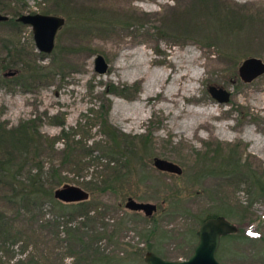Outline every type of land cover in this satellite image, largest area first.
I'll use <instances>...</instances> for the list:
<instances>
[{"label":"rangeland","instance_id":"obj_1","mask_svg":"<svg viewBox=\"0 0 264 264\" xmlns=\"http://www.w3.org/2000/svg\"><path fill=\"white\" fill-rule=\"evenodd\" d=\"M0 12L14 18L27 12L63 17L48 53L35 48L29 25L0 20V124L32 120L42 134L34 156L43 169L54 163L64 179L43 181L33 200L13 196L16 186L27 183L24 168L9 179L11 185L0 184V211L10 230L5 237L0 233V264L31 254L36 264L81 263L65 228L82 217L69 210L70 201L52 196L64 184L86 191L82 200L96 218L86 220L87 227L106 222L105 235L95 242L121 264H146V250L186 258L199 223L218 214L237 229L220 236L217 260L264 264V71L243 81L237 70L245 57L264 60V0H0ZM136 49L150 60L144 62ZM95 53L107 62L103 73L93 70ZM180 53L199 63L195 90L177 96L175 104L157 106L160 90L173 70H180L173 59ZM160 67L172 71L159 77V89L148 93L150 105L137 114L133 104L149 86L150 71ZM8 70L14 73L4 74ZM208 85L227 90L228 99L215 100ZM203 107L209 114L187 112ZM105 108L106 124L120 133L121 147L132 144V151L116 155L118 165L109 163L126 179L114 191L92 192L84 180L114 174L104 167L105 158L95 156L106 144L98 116ZM74 140L91 146V154H65V141ZM10 149L0 142V157ZM155 156L180 171L156 168ZM77 165L82 168L76 170ZM127 196L156 208L150 215L125 208Z\"/></svg>","mask_w":264,"mask_h":264},{"label":"trees","instance_id":"obj_2","mask_svg":"<svg viewBox=\"0 0 264 264\" xmlns=\"http://www.w3.org/2000/svg\"><path fill=\"white\" fill-rule=\"evenodd\" d=\"M5 21L7 22H17L14 19V16H9ZM106 111V108L99 111V121L100 127H106V144L105 148L101 150L97 147L96 149L100 150L99 154H96V157H103L105 158L104 167L112 168L113 175L111 177H104L100 179H93V180H84L83 183L87 186V188L92 191H102V190H115V184L121 183L124 181L126 177L119 176L116 171L117 169L115 165L120 163L119 158H115L116 155L122 154L123 151L131 152L132 144H127L124 148L121 147L120 143V133H116L115 129L106 124L105 116L103 115ZM27 122V123H26ZM31 123V126L29 123ZM1 125V124H0ZM32 133H37L35 136ZM62 134H64L62 132ZM36 137L41 138L42 134L37 132L36 125L32 120L28 121H21L18 124L10 127H3L0 126V142H7L10 146V153L6 154L4 157H0V184L1 185H11L10 178H13L14 175L21 171L22 168L25 169L26 172V184H20L16 186V191L13 193V196L18 197H29V198H36L39 192L40 187L43 186V181L49 179L50 184H58L64 181L63 177L60 176L59 170L57 167L52 163L46 169H43L42 161L38 160L36 157L38 156L39 148L37 147L38 140ZM123 148V149H121ZM92 147L89 145H85L82 142L78 141H70L64 144L62 150L65 154L68 155L74 154L75 151H83V153L91 154ZM15 150V151H14ZM123 150V151H122ZM16 153L19 155L18 160H13L12 156ZM36 154V157L34 156ZM9 157V158H8ZM71 157V156H70ZM77 157V162L80 160V156ZM119 160V161H118ZM128 161V160H126ZM115 163L114 166H109V163ZM76 164V163H75ZM82 166L77 165L76 170H80ZM45 174V176H43ZM21 195V196H20ZM23 199V198H22ZM33 200V199H32ZM51 201H55L51 199ZM35 202V200H34ZM59 203V202H58ZM65 206V204H63ZM69 210L72 209L76 215L82 218H78L73 226H68L65 228V232L67 236L68 245L73 242L76 245L77 249L75 253L77 255L78 261L80 264H121L123 260L121 258L108 254L103 250H100L98 245L96 244V240L100 238L104 234V228L106 222L100 221L99 224L96 225L93 223V228L87 227V221L91 218L94 222H96L95 215L92 217L88 215V206L85 201H77V202H69L66 204ZM71 211V210H70ZM69 212V211H68ZM69 214H71L69 212ZM70 216V215H69ZM2 212L0 211V233H2L3 237L9 234V227L7 226L6 222L2 219ZM205 218V217H204ZM81 219V220H80ZM87 220V221H86ZM100 227V228H99ZM72 231L70 232V230ZM90 230V231H89ZM109 232L106 234L107 238L110 240L111 236L113 235L114 231ZM150 232V231H149ZM57 233V231H56ZM4 240H6L4 238ZM12 240L9 239V242ZM4 242V241H3ZM8 245V244H7ZM4 250L6 249V246ZM74 255V254H73ZM32 254L28 255L24 258H18L15 264H33L36 260ZM77 262V260H76ZM36 264V263H34Z\"/></svg>","mask_w":264,"mask_h":264},{"label":"water","instance_id":"obj_3","mask_svg":"<svg viewBox=\"0 0 264 264\" xmlns=\"http://www.w3.org/2000/svg\"><path fill=\"white\" fill-rule=\"evenodd\" d=\"M8 15L0 12V20H6ZM16 21L27 24L31 28L32 39L38 51L48 53L54 46V34L63 23V17L48 13H20L14 18ZM93 70L98 73L105 72L107 62L100 53L93 56ZM238 75L243 81H249L264 71V60L256 56L245 57L238 65ZM14 70L5 71L4 74H13ZM207 91L217 101H226L229 92L220 86L208 85ZM152 164L158 169L178 173V166L167 159L153 157ZM87 195L86 191L73 184H64L53 189L52 196L61 201H79ZM124 207L131 210H140L145 215H150L156 208L155 203L135 200L127 196ZM237 226L222 215L207 217L202 220L196 231V242L190 254L184 259H167L159 256L152 250H146L143 261L146 264H223L215 257L219 236L235 232Z\"/></svg>","mask_w":264,"mask_h":264},{"label":"bare ground","instance_id":"obj_4","mask_svg":"<svg viewBox=\"0 0 264 264\" xmlns=\"http://www.w3.org/2000/svg\"><path fill=\"white\" fill-rule=\"evenodd\" d=\"M135 53H138L139 57H141L144 62L150 60V58H149L148 54L146 53V51H144L142 49L141 50L140 49H136ZM182 56L183 55L181 53L180 54H175L173 56V59H176L175 62L179 65L180 70L177 71V68L175 70H173L174 71L173 72L174 75H173L172 79L169 81V83L167 84L166 88H163L162 90H160V94H161L160 95V99L162 101L159 102L157 106H163L165 108L166 107V103H168V102H173L175 104L177 102V99H178L177 96L178 97H183V96L186 95L187 91H189L190 89H194L195 86L193 85V83H194L195 79H197L199 77V75H200V71L198 70L199 63H196L194 61L196 58L193 55H191L190 58L187 59V60L182 58ZM180 57H181V59H183L182 61H180V59H179ZM140 63L141 62H139V64ZM187 63H190V64H187ZM171 71H172V69L168 70L165 67L153 68L150 71V73H149L150 76H149V80H148L149 81V86L142 88V90H141V92L139 94V95H141V97H139V99H137L135 104H133L134 108H135L134 111L137 114H141L142 111L144 110V106H146L147 104H149L151 102L152 98L150 97L151 95L148 94V93L149 92L151 93L153 91L158 90L159 87L161 86V83L159 81V77L161 75H162V77L166 76ZM175 106H176L175 108H179L178 104H176ZM210 111H209L208 107H205V108L203 107V108H200V109H191V108L187 109V112H189L190 114H195V115L197 114V116L200 115V114H202V115L206 114L207 115V114H209Z\"/></svg>","mask_w":264,"mask_h":264},{"label":"flooded vegetation","instance_id":"obj_5","mask_svg":"<svg viewBox=\"0 0 264 264\" xmlns=\"http://www.w3.org/2000/svg\"><path fill=\"white\" fill-rule=\"evenodd\" d=\"M230 233H233V232H230ZM230 233H225V234H222V235H228V234H230ZM222 235H220V236H222ZM220 236H219V238H220ZM219 242V241H218Z\"/></svg>","mask_w":264,"mask_h":264}]
</instances>
